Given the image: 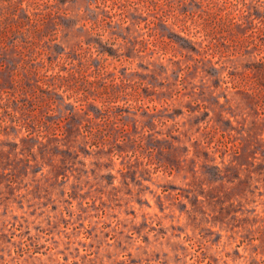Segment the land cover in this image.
I'll list each match as a JSON object with an SVG mask.
<instances>
[{"label":"rangeland","instance_id":"rangeland-1","mask_svg":"<svg viewBox=\"0 0 264 264\" xmlns=\"http://www.w3.org/2000/svg\"><path fill=\"white\" fill-rule=\"evenodd\" d=\"M132 1L0 0V264H264V0Z\"/></svg>","mask_w":264,"mask_h":264},{"label":"trees","instance_id":"trees-1","mask_svg":"<svg viewBox=\"0 0 264 264\" xmlns=\"http://www.w3.org/2000/svg\"><path fill=\"white\" fill-rule=\"evenodd\" d=\"M95 1L97 3L96 5L97 8H100V6H103L104 8H108V10L105 9L106 10L105 11L103 8H101V10L104 12H99L93 18H91L90 26L94 30L101 29L105 25L111 24L112 19L115 18L116 16H119L117 19V21H119V24H125L127 22V17L125 16L124 12L117 10L119 9V3L126 2L130 7H133V8L138 7V9H139L138 5L141 3L139 1H132V0H95ZM108 1H111V4H108ZM144 6L145 5H141V7H144ZM99 15L101 17H99ZM263 66H264L263 63H258L256 64L255 67H256V70L261 71Z\"/></svg>","mask_w":264,"mask_h":264}]
</instances>
